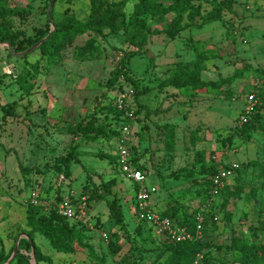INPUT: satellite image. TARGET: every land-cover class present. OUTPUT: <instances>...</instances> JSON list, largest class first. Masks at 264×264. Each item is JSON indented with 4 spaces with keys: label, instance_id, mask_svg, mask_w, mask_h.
I'll return each instance as SVG.
<instances>
[{
    "label": "rangeland",
    "instance_id": "1",
    "mask_svg": "<svg viewBox=\"0 0 264 264\" xmlns=\"http://www.w3.org/2000/svg\"><path fill=\"white\" fill-rule=\"evenodd\" d=\"M97 1L102 10L120 9L127 17L139 2L168 6L174 0ZM208 1L191 3L201 4L204 13L210 9ZM226 1L230 9L224 10L221 20L184 30L173 39L155 31L171 29L177 22L184 24L188 21L186 16H177L174 11L147 13L150 31L146 43L124 62L126 73L138 81L140 90L150 88L133 96L135 102L144 106H140L130 123V147L135 161L145 171L147 182L156 187L150 206L173 215L175 221L180 212L205 209L207 216L213 215L212 220L207 217L198 238L209 245L202 252L211 255L213 264H234V254L227 249L234 237L249 245H264V134L257 129L250 139H242L233 132L242 124L240 117L249 95L260 105L256 109L257 123L264 124V0ZM5 2L25 8L26 17L18 20L23 37L31 41L38 38L40 30L46 28L45 12L50 0ZM92 6V0H55L50 31L65 9L68 16L84 21ZM194 21L199 23L201 19L196 15ZM129 50L137 47L126 41L122 31L105 38L89 32L68 35L53 60L42 55L38 47L15 57L0 45V162L4 161L0 164V183L8 189L7 193L10 188L12 193L19 192L24 185L28 198L37 193L52 201L64 193L71 198L87 199L88 194L82 193L83 185L87 184L89 190L92 184L113 178L111 190L123 209L125 223L122 227L115 224L104 200L91 202L92 227L84 233L87 242L97 255L106 258L105 264H160L167 254L165 242L177 241L138 221L135 192L119 168L109 161L116 154V141L105 136L84 141L73 133L78 123L89 120L116 128L112 113L116 98L132 89L117 71L122 52ZM199 54L203 60L198 64ZM195 64L202 67L203 79L221 80L219 85L195 92L172 87L156 90L177 66L192 68ZM12 103L15 110L5 115L3 107ZM148 109L157 112L147 116ZM73 146L78 161L70 162V176L65 175V181L58 185V176L67 169L54 159ZM18 161L39 169L40 173L23 175ZM230 162L238 163L240 170L229 179L228 190L207 197L202 169H216ZM254 162L257 165L251 164ZM181 168L196 174L172 175ZM16 178L20 183H16ZM238 185L242 191L237 194ZM100 193L112 199V194ZM112 231L116 232L120 246L114 257L107 248ZM36 241L41 242L42 250L54 251L43 235L37 233ZM82 252L75 262L89 264L87 251ZM202 252L193 264H201ZM62 256L66 260L72 258Z\"/></svg>",
    "mask_w": 264,
    "mask_h": 264
},
{
    "label": "trees",
    "instance_id": "2",
    "mask_svg": "<svg viewBox=\"0 0 264 264\" xmlns=\"http://www.w3.org/2000/svg\"><path fill=\"white\" fill-rule=\"evenodd\" d=\"M191 1L192 0H174L173 3L168 6H162L161 4H155L150 1L139 2L134 6L131 14L125 17L120 9L117 10L115 8H108L102 10L99 1L92 0V10L86 20L79 21L71 16H68L69 11L68 9H65L63 17L58 22H53L54 28L50 31L49 22L52 23L53 19L52 7L49 12L48 9L45 12L47 18L46 28L43 31L40 30L39 37L31 41L25 36L23 37L24 33L18 24V20L23 21L26 17L25 8L19 5H8L5 0H0V42H9L15 52H21L33 44L38 43L49 34L48 38L38 46V49L42 55H45L49 60H53L60 45L63 41H65L68 35H82L89 32L95 36L105 38L106 35H112L122 31L126 37V41L136 46L137 50L122 52L123 56L121 59V67L118 68L117 71L122 76L124 81L130 82L135 97V94L140 95L146 90H140L138 81L126 73L124 62L134 54L139 53L141 46L146 43V37L149 35L148 33L150 31L149 24L146 21L147 13L174 11L177 16H186L188 21L184 24L177 22L171 29L164 30L163 32L155 31L156 33H164L168 38L173 39L184 30L192 27L200 28L208 22L221 20L224 10L230 9L229 3L226 0H209L208 3L210 4V9L202 13V9L200 8L202 7L201 4L198 3L194 5ZM196 15L200 17L201 22L196 23L194 21V17ZM8 55H10L9 51ZM197 60V63L199 64L203 60V57L199 54ZM201 70L202 67H197V64H195V67L192 68L177 66L173 75L168 80L158 85L156 90L160 91L164 87H172L177 90L185 89L195 92L216 88L221 80H205L201 77ZM16 81L18 82V79ZM149 90L150 88L147 91ZM151 100H154V98H151ZM13 104L14 103L7 107H3L5 115L13 113L15 110ZM134 104L136 107L134 114L136 115L140 108L144 105L142 103L135 102V100ZM255 107V110L253 109L252 113L246 116V119L242 122V124L233 130V132L240 135L242 139H250L252 133L257 129L264 134V124L257 123L258 120L256 118V109L258 110L260 105L256 103ZM156 112L157 110L155 109H148L146 115L148 116ZM112 113L117 125L116 128L98 123L95 120H89L87 122L78 123L73 130V133L75 136H78L80 140L84 141H95L102 136L113 138L115 141L118 136V125L122 123L130 124L131 121L123 119L121 117L122 111H120L116 106L113 107ZM242 113L244 112L242 111ZM163 127L169 129L172 128L171 125H164ZM131 152L133 162L142 169L141 165L135 161L132 149ZM100 158H102V156H100ZM54 161L56 163H60V165H63L67 169V171H62L64 176L67 174L70 176V162L78 161L76 146L70 147L66 154L54 159ZM109 161L114 166L118 167L116 154L115 156L110 157ZM251 164L257 165L256 162ZM18 167L23 175H27L32 171L40 173L39 169L27 167L20 161H18ZM221 167H225V165ZM218 169L219 168L215 169L213 167H210L207 170L202 169L205 174L204 183L206 185L205 189L207 191V197L213 196L209 192L211 186L210 178ZM239 170L240 168L237 169L235 174ZM179 173L186 177H192L196 174L193 170L181 168L173 172L172 175L177 176ZM262 175L264 178V168H262ZM87 178L88 181H91L90 176ZM26 181H28V179H26ZM114 183V179L111 178L107 181H102L99 185L92 184V188L89 190V186L87 187V184H85L82 187V193L88 194V208L91 202L104 200L110 211V217L114 220L116 225L122 227L125 223L122 207L120 206L118 200H116L117 198L115 197V193H112L111 190ZM228 183L229 182L226 183L225 187L221 189L217 195H220L228 190ZM134 189L135 187L133 186V190ZM235 189H237V194L242 191L241 185H238ZM85 190L86 192H84ZM101 191H104L106 194H112V199L109 200L105 198V196L100 193ZM46 197L48 196H45V198ZM61 197L62 196L60 194L55 196L51 202L50 208L47 211H45L43 207L32 206L29 203L26 204V239L19 240L18 251L19 249H23L26 252L31 250L35 256L36 264L40 261H46L47 264H54L51 259L43 255L35 245L33 236L38 233L43 235L48 240L51 247L57 252L73 253L75 251V247H79L87 251V256L91 260L90 264H105L106 258L104 256L97 255L93 246L87 242V236L84 234L87 227L79 222L70 221L57 213L56 203L61 200ZM208 200L209 199H207V201ZM205 206L206 205H204V207ZM206 212L207 211L205 209L194 210L192 212H180L179 218L175 221L172 218L173 215L170 216L166 213V211H159L161 216L168 217L175 225L185 227L190 231L195 228L196 217L198 214L203 216V228L207 223V217L212 220L213 215L207 216ZM138 221L141 225L146 224L147 228H151V226H149L146 222L140 220ZM206 247L208 248L209 245L205 242H201L200 239L181 242H165L164 248L167 254L166 258L160 264H193L197 254L202 252ZM107 248L110 256L114 257L118 254L120 246L117 242L116 232H110ZM227 249L234 254V258L232 259V263L234 264H264V245H249L242 238L234 237ZM12 250L13 247L5 253L0 239V264L7 261L12 253ZM18 251L13 258L15 262L13 263L12 260L8 264H30V257L23 253H19ZM202 253L203 257L201 264H213L211 255L206 252Z\"/></svg>",
    "mask_w": 264,
    "mask_h": 264
},
{
    "label": "built area",
    "instance_id": "3",
    "mask_svg": "<svg viewBox=\"0 0 264 264\" xmlns=\"http://www.w3.org/2000/svg\"><path fill=\"white\" fill-rule=\"evenodd\" d=\"M133 96V90L127 89L118 94L115 101V106L122 111L121 117L130 121L135 118ZM247 103L248 105L240 117L242 122L254 109L253 95L248 96ZM117 129L118 136L115 141L117 144L116 156L118 168L122 176L135 187L134 205L137 219L146 222L158 234L165 233L177 242L197 240L203 229V216L201 214L197 215L195 228L190 231L185 227L175 225L171 219L161 216L158 211H155L150 206V199L156 193V187L147 182L145 171L133 162L130 148L131 126L130 124L122 123L118 125ZM239 168L240 166L236 162H230L225 167L219 168L210 178V194L216 196L225 187L226 183L229 182V179L233 178ZM64 181L65 176L60 174L56 181L57 184L60 185ZM28 199L30 205L43 207L45 211L50 208L53 201L45 197L42 198L37 193H32ZM56 211L70 221L79 222L87 228L92 227L87 199L85 197L71 198L62 195L61 200L56 203ZM213 219L216 220V216Z\"/></svg>",
    "mask_w": 264,
    "mask_h": 264
},
{
    "label": "crops",
    "instance_id": "4",
    "mask_svg": "<svg viewBox=\"0 0 264 264\" xmlns=\"http://www.w3.org/2000/svg\"><path fill=\"white\" fill-rule=\"evenodd\" d=\"M202 78H203V76H202ZM0 149H2V145H0ZM2 163H4V161L0 162V164H2ZM15 180H17L16 183L19 182L18 178H16ZM20 187H22L23 189L19 192H16V193L13 192L12 193L11 192L12 189L10 188V190H9L10 192L8 191V193H7L6 191L8 189L5 188V186H3L0 183V239H1V245H2L5 253L8 252V250L11 247L14 248L15 244H17V251H18L19 240L26 239V235H25V232L27 231V227L25 225V223H26V204H27V198H28L29 192L26 188H24V185H21ZM14 188L15 187H13V189ZM129 188H131L132 191H134L133 185L131 183H130ZM61 195L65 196L66 194L64 193ZM46 198L49 199L50 197H46ZM96 207L97 206L92 207V208H94L93 210H96L95 209ZM122 212H123V209H122ZM93 213H91V214H93ZM123 215H124V213H123ZM89 229L90 228H88V230ZM36 234H34V236H33V241H34L35 245L38 247L40 252L43 255L49 257L54 264H79L78 262H75V259L77 258V255L79 253L83 254L82 251L85 249L75 247V251L73 253H61V252H57L55 250L54 251L53 250L52 251H50V250L44 251V250H42V248L40 246L41 242L36 241ZM18 252L23 253L25 255H28L30 257L29 263L32 264L33 259H32V251L31 250L29 252H26L23 249H19ZM63 254L72 256V258H70L69 260H66L64 258V256H62ZM86 257L88 258V259L86 258V262H88L89 257L87 255H86ZM14 262H15V260H13V263ZM41 262H45L47 264L46 261H40L37 264H45V263H41ZM88 263L89 264L91 263L90 260ZM84 264H86V263H84Z\"/></svg>",
    "mask_w": 264,
    "mask_h": 264
},
{
    "label": "water",
    "instance_id": "5",
    "mask_svg": "<svg viewBox=\"0 0 264 264\" xmlns=\"http://www.w3.org/2000/svg\"><path fill=\"white\" fill-rule=\"evenodd\" d=\"M53 3H54V0H50L48 12L52 8ZM48 36H49V34L45 38H43L42 40H40L38 43H36L35 45L30 46L28 49H26L24 51H21V52H15L14 49H13V47L11 46V44L9 42H0V45L5 46L8 49L10 55L15 56V57H19V56L26 55L33 48L38 47L41 43H43L48 38ZM16 253H17V244H15V246L13 248V251H12L10 257L8 258V260L4 264H8L15 257ZM32 259H33L32 264H36L35 256H34L33 253H32Z\"/></svg>",
    "mask_w": 264,
    "mask_h": 264
}]
</instances>
